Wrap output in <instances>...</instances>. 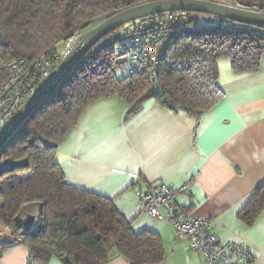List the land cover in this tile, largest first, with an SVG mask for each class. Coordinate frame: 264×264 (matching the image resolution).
<instances>
[{
    "label": "trees",
    "instance_id": "trees-1",
    "mask_svg": "<svg viewBox=\"0 0 264 264\" xmlns=\"http://www.w3.org/2000/svg\"><path fill=\"white\" fill-rule=\"evenodd\" d=\"M147 1L152 0H0V62L34 59L72 32L81 33L121 9ZM236 1L264 5V0ZM178 14L177 33L158 63L154 84L147 74L130 70L129 60L121 58L126 51L120 36L110 31L1 148L0 223L24 236L29 264H45L52 257L66 258L65 264H106L117 256L129 264L163 262L160 236L148 229L134 231L111 198L68 183L56 153L82 111L99 98L124 99L131 106L129 117L144 100L152 99L197 118L222 97L217 83L220 58H227L236 73L259 69L262 27L230 20L226 29L213 22L203 26L198 24L202 13ZM178 61L188 65L172 67ZM3 78L1 72L0 82ZM33 201L38 206L28 213L26 207ZM263 209L264 183L253 191L239 217L252 224ZM27 214L34 216L29 229L23 225Z\"/></svg>",
    "mask_w": 264,
    "mask_h": 264
},
{
    "label": "crops",
    "instance_id": "crops-1",
    "mask_svg": "<svg viewBox=\"0 0 264 264\" xmlns=\"http://www.w3.org/2000/svg\"><path fill=\"white\" fill-rule=\"evenodd\" d=\"M222 97L199 117L174 111L152 99L128 116L130 104L116 95L90 103L59 144L56 160L65 180L112 199L138 232L161 238V264H201L186 254L167 221L143 214L139 192L150 183L189 187L174 199L190 218H208L223 241L246 243L255 264H264V209L252 224L239 212L264 183V54L259 69L236 73L227 58L218 60ZM29 249L19 243L0 251V264H29ZM37 264V263H31ZM45 264H65L52 257ZM106 264H129L117 256Z\"/></svg>",
    "mask_w": 264,
    "mask_h": 264
},
{
    "label": "built area",
    "instance_id": "built-area-1",
    "mask_svg": "<svg viewBox=\"0 0 264 264\" xmlns=\"http://www.w3.org/2000/svg\"><path fill=\"white\" fill-rule=\"evenodd\" d=\"M233 8L264 14V5L248 4L236 0H209ZM162 17V18H161ZM148 15L125 23L121 27L120 40L129 52V65L132 72H143L154 84L159 61L165 48L175 37L179 27L178 11H165L162 16ZM162 20L167 24L163 26ZM213 22L219 28H229L227 19L203 14L199 25ZM261 32L264 34V27ZM78 31L69 35L76 36ZM67 37V36H66ZM66 42L64 38L56 42L49 52H43L34 59L14 57L0 62V128L10 120L27 97L44 80L55 65L62 59L63 49L57 45ZM178 69L188 65L186 61L172 62ZM189 182L177 188L163 182L150 183L146 190L139 192L143 208L141 212L157 220L169 222L174 229L175 241L183 244L186 254L198 253L201 264H255L250 247L238 240H220L212 231V221L208 218H190L178 211L174 205L175 197L187 190ZM24 236L15 233L10 227L0 224V251L6 247L22 243Z\"/></svg>",
    "mask_w": 264,
    "mask_h": 264
},
{
    "label": "water",
    "instance_id": "water-1",
    "mask_svg": "<svg viewBox=\"0 0 264 264\" xmlns=\"http://www.w3.org/2000/svg\"><path fill=\"white\" fill-rule=\"evenodd\" d=\"M165 11H192L218 16L219 19L264 27V14L209 0H152L121 9L76 36L68 35L64 38L66 42L62 59L27 97L10 120L0 128V150L100 37L125 23ZM33 220L34 216L27 214L23 221L24 228L29 229ZM62 261L65 262L67 259L64 258Z\"/></svg>",
    "mask_w": 264,
    "mask_h": 264
},
{
    "label": "rangeland",
    "instance_id": "rangeland-1",
    "mask_svg": "<svg viewBox=\"0 0 264 264\" xmlns=\"http://www.w3.org/2000/svg\"><path fill=\"white\" fill-rule=\"evenodd\" d=\"M114 31V33H115V35L116 36H120V32H121V30L120 29H115V30H113ZM57 47L59 48V49H64V47H65V43L64 42H60L58 45H57ZM128 57H129V52H125L124 53V55L123 56H121V58L122 59H128ZM38 204V202H36V201H33V203H30V205H28L27 207H26V210L25 211H28V213H30L29 211H35V209H36V207L38 206L37 205ZM31 212V213H32ZM1 224V223H0Z\"/></svg>",
    "mask_w": 264,
    "mask_h": 264
}]
</instances>
